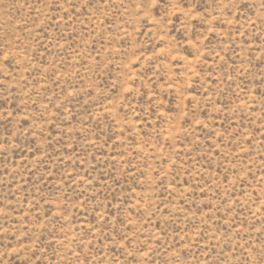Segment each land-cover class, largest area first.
<instances>
[{"label":"rangeland","instance_id":"374dc122","mask_svg":"<svg viewBox=\"0 0 264 264\" xmlns=\"http://www.w3.org/2000/svg\"><path fill=\"white\" fill-rule=\"evenodd\" d=\"M0 264H264V0H0Z\"/></svg>","mask_w":264,"mask_h":264}]
</instances>
